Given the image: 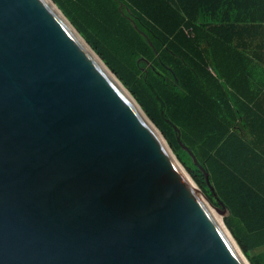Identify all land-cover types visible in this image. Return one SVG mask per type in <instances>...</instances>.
I'll use <instances>...</instances> for the list:
<instances>
[{"label":"water","instance_id":"water-1","mask_svg":"<svg viewBox=\"0 0 264 264\" xmlns=\"http://www.w3.org/2000/svg\"><path fill=\"white\" fill-rule=\"evenodd\" d=\"M188 171L53 0H0V264H251Z\"/></svg>","mask_w":264,"mask_h":264},{"label":"trees","instance_id":"trees-1","mask_svg":"<svg viewBox=\"0 0 264 264\" xmlns=\"http://www.w3.org/2000/svg\"><path fill=\"white\" fill-rule=\"evenodd\" d=\"M53 1L157 123L213 204L230 211L227 227L251 264H264V194L239 178L229 157L235 128L247 126L254 112L246 72L261 42H237L239 30L208 25L210 0ZM222 2L226 9L247 6Z\"/></svg>","mask_w":264,"mask_h":264},{"label":"crops","instance_id":"crops-1","mask_svg":"<svg viewBox=\"0 0 264 264\" xmlns=\"http://www.w3.org/2000/svg\"><path fill=\"white\" fill-rule=\"evenodd\" d=\"M213 1V8L206 11L204 21L212 26L223 25L225 31L239 30L243 33L237 42H261L262 49L248 64L246 76V93H253L255 103L254 112L249 117L248 125L238 123L235 128L237 139L229 147V157L236 166L239 178L245 180L251 190L264 194V0H238L246 2L247 6L238 8H224L222 0ZM235 0H226L232 2ZM225 2V1H224ZM242 143L245 144L242 148ZM264 198V196L262 195ZM255 200L253 206H260ZM227 211L229 216L230 211Z\"/></svg>","mask_w":264,"mask_h":264},{"label":"bare ground","instance_id":"bare-ground-1","mask_svg":"<svg viewBox=\"0 0 264 264\" xmlns=\"http://www.w3.org/2000/svg\"><path fill=\"white\" fill-rule=\"evenodd\" d=\"M216 210V209H215ZM218 212V211H217ZM219 214V213H218ZM220 220L222 221V224L224 223V221L222 220V218L220 217Z\"/></svg>","mask_w":264,"mask_h":264},{"label":"rangeland","instance_id":"rangeland-1","mask_svg":"<svg viewBox=\"0 0 264 264\" xmlns=\"http://www.w3.org/2000/svg\"><path fill=\"white\" fill-rule=\"evenodd\" d=\"M188 170V169H187ZM189 173H190V171H188ZM191 174V173H190ZM191 176H192V174H191Z\"/></svg>","mask_w":264,"mask_h":264}]
</instances>
